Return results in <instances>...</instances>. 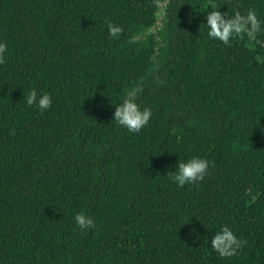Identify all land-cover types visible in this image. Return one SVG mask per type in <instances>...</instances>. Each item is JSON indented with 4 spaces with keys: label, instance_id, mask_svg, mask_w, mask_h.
<instances>
[{
    "label": "trees",
    "instance_id": "1",
    "mask_svg": "<svg viewBox=\"0 0 264 264\" xmlns=\"http://www.w3.org/2000/svg\"><path fill=\"white\" fill-rule=\"evenodd\" d=\"M161 2L0 0V264H264V0H215L262 21L231 46L207 37L204 0L158 21ZM133 88L139 132L111 120ZM191 156L214 167L177 187L165 170ZM223 224L244 240L232 256L208 242Z\"/></svg>",
    "mask_w": 264,
    "mask_h": 264
},
{
    "label": "clouds",
    "instance_id": "2",
    "mask_svg": "<svg viewBox=\"0 0 264 264\" xmlns=\"http://www.w3.org/2000/svg\"><path fill=\"white\" fill-rule=\"evenodd\" d=\"M210 5V7L208 6ZM201 7H206L204 20L201 24L206 28V35L210 40L219 41L224 46H231L230 41L242 35L252 37L254 33L261 30L262 21L258 18L253 9H249L241 15L233 12L231 15L219 11L215 0H204ZM102 24L106 27L111 38H117L121 33V27L108 19ZM200 24V25H201ZM7 44L0 40V63L4 62ZM25 105L35 106L38 110L44 111L52 104V97L46 91H37L35 87H29L22 94ZM112 121L116 125L126 128L129 132H139L150 119L151 110L148 107L141 108L136 102V89L126 90L118 102L114 104ZM214 167L210 160L198 156H191L187 159H178L174 169L165 170L168 179L177 187L185 185L198 186L204 180L210 168ZM74 223L82 230L94 226V221L85 209L75 212ZM210 247L220 256L227 257L234 255L244 243L227 224L221 225L209 238Z\"/></svg>",
    "mask_w": 264,
    "mask_h": 264
},
{
    "label": "water",
    "instance_id": "3",
    "mask_svg": "<svg viewBox=\"0 0 264 264\" xmlns=\"http://www.w3.org/2000/svg\"><path fill=\"white\" fill-rule=\"evenodd\" d=\"M167 2H168V0H163V2H161L159 4V10L156 13V17H157L158 20H162V18L164 17V15H165V7L167 5ZM155 29H156V26H154L150 30V32L155 31Z\"/></svg>",
    "mask_w": 264,
    "mask_h": 264
},
{
    "label": "rangeland",
    "instance_id": "4",
    "mask_svg": "<svg viewBox=\"0 0 264 264\" xmlns=\"http://www.w3.org/2000/svg\"><path fill=\"white\" fill-rule=\"evenodd\" d=\"M159 21V20H158Z\"/></svg>",
    "mask_w": 264,
    "mask_h": 264
}]
</instances>
